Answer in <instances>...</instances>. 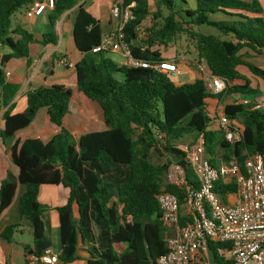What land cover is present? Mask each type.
<instances>
[{"label":"trees","instance_id":"16d2710c","mask_svg":"<svg viewBox=\"0 0 264 264\" xmlns=\"http://www.w3.org/2000/svg\"><path fill=\"white\" fill-rule=\"evenodd\" d=\"M36 1L0 0V44L10 51L0 59L1 104L9 106L3 115L0 142L8 144L11 161L19 169L18 182L25 186L18 211L32 226L33 255L50 246L46 209L38 199L40 188L62 185L69 189L70 197L58 209L61 264L78 260L86 264H157L167 253V227L161 220L157 196L174 165L171 156L179 157L177 165L184 168L188 181L194 177L178 143L190 135H203L212 164L237 159L242 166L249 155L264 153L263 112L238 103L226 105L224 114L240 120L244 127L242 140L231 144L221 131L209 129L213 119L206 109L210 99L260 94L238 68L243 66L264 81V68L251 62L249 53H242L247 49L262 54L264 50V8L259 0H196L194 10L180 8L184 0H122L124 6L134 4L133 19L124 28L133 59L149 64L163 61L158 48L168 47L181 34L189 35L209 74L228 82L225 93L216 96L203 79L176 86L153 68L118 66L106 53H92L101 42V22L87 11L83 0H56L54 8L47 10L48 26L40 44H57L56 23L71 11L74 45L82 55L75 65L76 84L30 90L27 108L12 114L20 86L7 81L2 68L13 59L27 58L31 64L30 46L38 41L29 30L12 27L11 18ZM218 13L229 20H212ZM150 18L148 36L139 40L137 29ZM201 26L212 27L222 36L199 33ZM116 73L123 74L122 81L113 77ZM236 81L242 83L233 84ZM89 101L102 109L106 129L83 134L76 141L63 120L71 106L88 110ZM48 122L60 131L45 143L36 134ZM154 159L165 161L155 163ZM16 189L17 184L9 180L1 183L0 215L12 203ZM215 190L224 197L235 193L237 186L219 181ZM165 191L184 204V189L167 185ZM74 201L80 206L79 218L73 216ZM19 227H6L1 237L11 240ZM80 234L90 253L88 259L78 255ZM219 246L210 243L209 248L216 253Z\"/></svg>","mask_w":264,"mask_h":264},{"label":"built area","instance_id":"2783aa9c","mask_svg":"<svg viewBox=\"0 0 264 264\" xmlns=\"http://www.w3.org/2000/svg\"><path fill=\"white\" fill-rule=\"evenodd\" d=\"M55 1L34 2L26 9V16L29 19L42 16L54 8ZM133 7L134 4L124 6L122 0L113 1L109 12L117 27L102 35L92 53H121L128 66L150 67L169 78L178 77L181 71L173 61L149 64L133 59L124 34L126 24L133 19ZM137 33L139 40L148 36L145 26L139 27ZM58 65L73 66L64 58ZM210 78L209 92L216 96L224 94L227 80L219 76ZM236 103L264 113V97L257 96L253 100L242 97ZM217 123L227 142L236 144L242 140L244 129L225 114L217 118ZM178 148L184 152V160L195 180L188 181L184 168L177 163L165 175L166 181L157 201L162 211L161 220L167 227V253L157 264H211L210 243L220 244L216 253L213 252L215 264H264V153L249 155L242 166L237 159L214 165L206 153L203 135L192 145ZM219 181L234 183L237 191L222 197L215 190ZM167 185L186 191L183 205L177 196L165 191ZM26 264H59V258L46 249L38 256H28Z\"/></svg>","mask_w":264,"mask_h":264},{"label":"crops","instance_id":"0c3cea01","mask_svg":"<svg viewBox=\"0 0 264 264\" xmlns=\"http://www.w3.org/2000/svg\"><path fill=\"white\" fill-rule=\"evenodd\" d=\"M114 0H107L105 2V6L102 10H96L95 7L99 6L100 0H83L82 2L85 5V8L89 5L90 8H87V11L92 14L94 18L101 22V27L103 31V35L109 33L117 27V23L114 22L110 16V7ZM247 2H251L252 0H244ZM264 8V0H259ZM48 11H46L42 16L37 18V25L39 33L32 32L36 39L37 43H34L30 46V56L28 63L27 58L23 59H13L8 61L2 69H4V73L6 74V80L20 86V90L18 91L16 97L14 98L13 111L12 114H17L23 112L27 108V93L30 90H34L39 88L40 86H51V85H70L73 86L76 84V72L75 65L81 60L82 55L77 51L74 40H73V14L71 11L66 12L62 15L61 19L56 23V35L58 37V41L56 45L47 44L42 45L40 41L42 40V35L48 26V21H46L45 17L48 19ZM146 23L143 25L146 27ZM19 26V25H18ZM17 27V26H16ZM160 51V47L158 48ZM244 51V50H243ZM242 53H250L252 51L245 50ZM161 52V51H160ZM10 51L6 48L0 49V59L5 55L9 54ZM122 57V65H127L125 57L118 53ZM162 57L165 60H170L175 62L181 74L189 75L188 81L179 82L178 77L170 78L171 81L176 82V86H181L186 83H190L195 79H202V74L196 71L193 67H189L184 64L182 61L176 59V57H167L164 53L161 52ZM66 59L69 63H71L72 67H62L58 65V61L60 59ZM249 60L253 62V57L250 56ZM254 63V62H253ZM255 64V63H254ZM189 65V64H188ZM258 66V65H257ZM241 67L238 68L240 71ZM264 68V66H259ZM202 73L208 75L210 78L208 68L203 70L201 65ZM245 68V67H244ZM247 69V68H245ZM244 69V70H245ZM248 70V69H247ZM241 73V72H240ZM250 75L252 74L249 72ZM254 77V76H253ZM256 78V77H254ZM211 80V78H210ZM70 81L71 84H67ZM208 88V84L210 82H205ZM242 82L236 81L233 84H240ZM251 87L255 88L251 83ZM233 95L229 97H225L222 99H210L207 103V110L210 113V117L213 119L209 129L213 131H218V123L217 118L224 114L225 106L228 104H234L242 96ZM93 101H89V107H93ZM97 104V103H96ZM77 108V109H76ZM97 112L94 116L92 114V110H84L79 106H75L74 108L70 107L69 114L63 120V126L67 128L74 139L77 141L79 137L86 133L91 132H100L106 129V124L104 120V115L102 109L97 104L94 106ZM9 109V106H3L1 104L0 98V131L3 128V115ZM234 123L243 127L240 120H233ZM60 131V128L54 124L46 123L44 128L36 134V137L42 140L43 142H48L53 136H55ZM41 135V137H40ZM187 138H191V136L185 137L182 141L178 143L177 147H184L187 145H192L195 143L197 137L194 136L193 140H187ZM222 160H217V164L223 163ZM19 169L13 164L10 157V149L8 144L4 145L0 142V187L1 183L4 180H9L17 184V189L15 196L13 198L12 203L1 213L0 215V264H26V258L30 255H33L35 252V241L32 234V226L26 220L20 217L18 211L19 199L22 194L25 192V186L21 185L18 182ZM192 180H195L193 177ZM70 197L69 189L65 188L62 185L54 186V185H44L41 186L39 191V202L45 207L46 211L44 214V222L47 228V239L50 241V246L47 248L56 254L59 258L62 253V247L60 251L55 250L54 245H56L60 241V218L58 214V209L66 206ZM10 225H20L18 230L15 232L14 236L11 240H5L1 237V233L3 230ZM84 246V245H83ZM78 252V255L82 258L88 259V255L85 252H88L87 247L84 246ZM75 262H79L82 264H86L85 261L78 260ZM59 264L61 261L59 260Z\"/></svg>","mask_w":264,"mask_h":264},{"label":"rangeland","instance_id":"374dc122","mask_svg":"<svg viewBox=\"0 0 264 264\" xmlns=\"http://www.w3.org/2000/svg\"><path fill=\"white\" fill-rule=\"evenodd\" d=\"M106 1L107 0H100L99 6L98 7L96 6L95 9L103 11L104 10L103 7L105 6ZM196 5H197L196 0H184V2H181L180 8L194 10V9H196ZM87 8H90L89 5L86 7V9ZM211 18L214 21H224V20L228 21L229 20V18H227L226 16H224L220 13L212 15ZM45 19H46V21H48V19L46 17H45ZM36 21H37V18L29 19L26 16V9L25 8H22L19 12H17L11 18L12 27H16L19 25L21 28H23L25 30L33 31L34 33L38 34L39 31H38V25H37ZM151 22L152 21L150 18L147 21L146 26H149L151 24ZM197 31L199 33L206 34V35L209 34V35H215V36H222L217 30H215L212 27H208V26H201V27L197 28ZM160 51L162 53H164L167 57H172V56L176 57V59H178L179 61H182L187 66L193 67L196 71H198L199 73L202 74V79L205 82H210V78L208 77V75H205L204 72L202 73L201 68H199V66L201 65L202 69L205 70L206 69V63L199 59L198 52H197L196 46H195V41L192 40V38L189 35H186V34L179 35L177 40L174 43L170 44L168 47H164V46L162 47L161 46ZM250 54H251L250 56L253 57V62L256 65L264 66V50L262 51V54H256L254 52H251ZM106 55H107L106 56L107 58L112 60L118 66H123L122 65V57L118 53H106ZM244 69H245L244 67H241V69H240L241 74L244 75L246 78H248L256 89L260 90V94H258V95L240 94L239 96L245 97L248 100H253L257 96L264 97V81L259 79V78H254L253 75L248 76V75H250L249 71L247 69H245V70ZM3 71H4V69H3ZM113 77L118 81L123 80V74H121V73L113 74ZM178 80H179V82L188 81L189 75L180 74ZM63 82H67V84H71L70 81H63ZM75 82L76 81H74V83ZM173 83H174V85H176L175 81H173ZM81 104L83 105V102H81ZM93 105L95 106L97 104L94 103ZM94 106L92 108L89 107L88 110H92V114L96 115L97 110H96V108H94ZM72 107L74 108L75 106H72ZM190 136H191V138H187V140H193L194 139L193 135H190ZM40 137H41V135H40ZM162 160L165 161L164 159H160V160L154 159V162L158 163ZM215 164H217V162ZM165 181H166V176L164 177V182ZM39 244H41V242H39ZM54 248H55L56 252L61 250V245H60L59 241L56 245H54ZM82 248H84V246H82ZM69 264H82V263L72 262Z\"/></svg>","mask_w":264,"mask_h":264},{"label":"water","instance_id":"95a60500","mask_svg":"<svg viewBox=\"0 0 264 264\" xmlns=\"http://www.w3.org/2000/svg\"><path fill=\"white\" fill-rule=\"evenodd\" d=\"M165 153H167V151L165 150ZM172 161L173 163H177L178 160H179V157L178 156H175V155H172ZM72 210H73V216L74 218H79L80 215H81V211H80V206L78 204L77 201H74L73 205H72ZM84 245V242H83V237L82 235L80 234L79 235V246H83ZM86 255H88V257H90V253L89 252H85ZM208 255H209V259H210V263L211 264H215L216 262V259H215V256L213 254L212 251H209L208 252Z\"/></svg>","mask_w":264,"mask_h":264}]
</instances>
